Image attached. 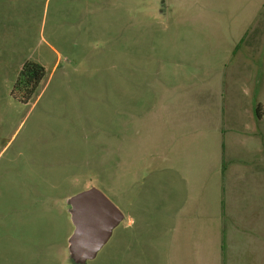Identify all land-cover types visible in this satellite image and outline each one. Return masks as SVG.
<instances>
[{
    "label": "rangeland",
    "instance_id": "1",
    "mask_svg": "<svg viewBox=\"0 0 264 264\" xmlns=\"http://www.w3.org/2000/svg\"><path fill=\"white\" fill-rule=\"evenodd\" d=\"M92 187L125 217L86 264H264V0H0V264H81Z\"/></svg>",
    "mask_w": 264,
    "mask_h": 264
},
{
    "label": "water",
    "instance_id": "2",
    "mask_svg": "<svg viewBox=\"0 0 264 264\" xmlns=\"http://www.w3.org/2000/svg\"><path fill=\"white\" fill-rule=\"evenodd\" d=\"M74 231L69 238L73 258L81 264L96 258L123 221V212L100 189L92 187L70 198Z\"/></svg>",
    "mask_w": 264,
    "mask_h": 264
},
{
    "label": "trees",
    "instance_id": "3",
    "mask_svg": "<svg viewBox=\"0 0 264 264\" xmlns=\"http://www.w3.org/2000/svg\"><path fill=\"white\" fill-rule=\"evenodd\" d=\"M47 75V69L39 62L26 61L13 85L11 96L21 104L29 103ZM258 114V111H257Z\"/></svg>",
    "mask_w": 264,
    "mask_h": 264
},
{
    "label": "crops",
    "instance_id": "4",
    "mask_svg": "<svg viewBox=\"0 0 264 264\" xmlns=\"http://www.w3.org/2000/svg\"><path fill=\"white\" fill-rule=\"evenodd\" d=\"M257 111H258V109H257ZM258 116H259V114H258Z\"/></svg>",
    "mask_w": 264,
    "mask_h": 264
}]
</instances>
